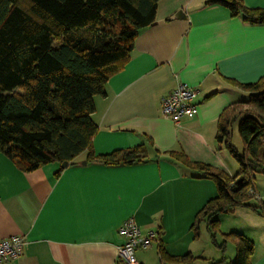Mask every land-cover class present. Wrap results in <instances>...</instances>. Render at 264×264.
I'll return each mask as SVG.
<instances>
[{"label": "crops", "instance_id": "0c3cea01", "mask_svg": "<svg viewBox=\"0 0 264 264\" xmlns=\"http://www.w3.org/2000/svg\"><path fill=\"white\" fill-rule=\"evenodd\" d=\"M209 1L159 0L153 23L134 39L105 95L94 98L92 153L143 147L144 162L86 163L83 153L62 170L52 163L23 172L0 153V239H25L21 256L9 264H119L124 238L118 230L128 218L142 234L156 232L148 250L136 251L135 264H184L177 260L184 256L191 264H230L217 233L212 238L206 223L192 228L217 196L214 179L172 153L233 176L231 155L215 134L224 116L247 108L250 93L242 85L264 78V25L245 23ZM238 1L264 9V0ZM178 11L185 20H172ZM180 84L198 90L197 114L174 124L160 113L161 99ZM254 256L249 264H264V251Z\"/></svg>", "mask_w": 264, "mask_h": 264}, {"label": "trees", "instance_id": "16d2710c", "mask_svg": "<svg viewBox=\"0 0 264 264\" xmlns=\"http://www.w3.org/2000/svg\"><path fill=\"white\" fill-rule=\"evenodd\" d=\"M159 0H0V153L23 172L74 160L132 165L144 162L143 147L95 156L91 150L97 126L94 98L124 64L134 39L150 26ZM245 23L264 25V9H247L238 0H211ZM250 94L247 108L234 109L218 123L216 140L239 164L227 177L192 165L215 181L217 196L197 213L193 230L206 223L212 238L218 233V213L245 205L254 196L253 173H264V78L242 85ZM244 147H231L233 126ZM62 170V168H61ZM61 172V171H60ZM232 235L235 241V234ZM236 257L230 264H249L252 242L238 235ZM164 253L161 251V257ZM177 260L191 264L189 256Z\"/></svg>", "mask_w": 264, "mask_h": 264}, {"label": "rangeland", "instance_id": "374dc122", "mask_svg": "<svg viewBox=\"0 0 264 264\" xmlns=\"http://www.w3.org/2000/svg\"><path fill=\"white\" fill-rule=\"evenodd\" d=\"M237 133V124L235 123L230 134V144L231 147L235 148L239 156H244V147H242L241 139ZM228 159H230L233 165L234 176L239 170V164L232 156ZM251 183L254 195L257 197L249 198L245 205L237 206V208H234L232 211L230 210V212L218 213L215 216L216 222H218L217 244L226 248L228 263L233 262L236 257V250L234 252V248L231 246L233 245V237L229 235L230 233L235 234V243L237 242L238 235L250 240V243L252 242L253 245L254 257L264 251V173L260 171L254 172ZM205 233H202L206 237L205 247L215 253L214 248L208 247V243L211 244V242ZM197 263L200 262L198 261Z\"/></svg>", "mask_w": 264, "mask_h": 264}, {"label": "built area", "instance_id": "2783aa9c", "mask_svg": "<svg viewBox=\"0 0 264 264\" xmlns=\"http://www.w3.org/2000/svg\"><path fill=\"white\" fill-rule=\"evenodd\" d=\"M197 93V89L180 84L169 95L161 99L160 113L163 118L177 124L182 118L195 117L197 114L195 101ZM251 194L257 197L253 191H251ZM135 224L133 218H128L119 227L118 232L124 238V243L117 249V263L119 264H135L136 251L148 250L152 241L156 238V232L148 231L142 234ZM24 245L25 239L20 236L0 239V264H9L19 258Z\"/></svg>", "mask_w": 264, "mask_h": 264}, {"label": "water", "instance_id": "95a60500", "mask_svg": "<svg viewBox=\"0 0 264 264\" xmlns=\"http://www.w3.org/2000/svg\"><path fill=\"white\" fill-rule=\"evenodd\" d=\"M182 12L183 11H178L177 13H175V15L172 17V20H185L186 16ZM66 165H67V163L64 162L59 167H61L62 169H64L66 167ZM81 165H85V162H83Z\"/></svg>", "mask_w": 264, "mask_h": 264}]
</instances>
